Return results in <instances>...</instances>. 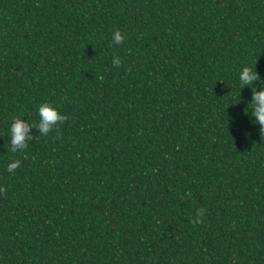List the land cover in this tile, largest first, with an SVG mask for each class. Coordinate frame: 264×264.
Here are the masks:
<instances>
[{"label": "trees", "instance_id": "trees-1", "mask_svg": "<svg viewBox=\"0 0 264 264\" xmlns=\"http://www.w3.org/2000/svg\"><path fill=\"white\" fill-rule=\"evenodd\" d=\"M253 88L264 0H0V264H264Z\"/></svg>", "mask_w": 264, "mask_h": 264}, {"label": "clouds", "instance_id": "clouds-1", "mask_svg": "<svg viewBox=\"0 0 264 264\" xmlns=\"http://www.w3.org/2000/svg\"><path fill=\"white\" fill-rule=\"evenodd\" d=\"M124 39V35L119 30L115 31V33L113 34V43L115 44H122ZM113 63L120 65L121 60L117 59L113 61ZM259 79V74L254 70V67L251 66L243 67V70L239 74V80L243 85H251L254 81H257ZM253 92L254 95L250 108L252 111V115L256 117L255 122L261 125L260 136L264 138V91H257L255 88H253ZM247 112V109H245V113ZM39 117V122L35 124L45 134H47L53 128V126L57 124V122H60V124H62L68 119L66 115L61 114L56 106L50 103H42L39 106ZM13 121L14 122L12 123L10 130L11 151L13 153H16L17 150L23 152L28 148L27 141L33 139L32 136L28 135L30 126L28 123L19 119V117H14ZM20 163V160H15L8 165L7 170L9 172H14V170L20 166ZM6 191L7 190L5 188L0 187V193H6ZM198 211L201 213V216L192 219L191 223L193 224L203 223L202 217L206 210L204 208H200L198 209Z\"/></svg>", "mask_w": 264, "mask_h": 264}]
</instances>
